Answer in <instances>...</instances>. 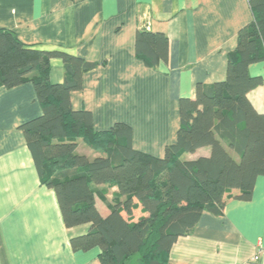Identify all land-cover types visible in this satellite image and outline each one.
Instances as JSON below:
<instances>
[{"label":"crops","instance_id":"1","mask_svg":"<svg viewBox=\"0 0 264 264\" xmlns=\"http://www.w3.org/2000/svg\"><path fill=\"white\" fill-rule=\"evenodd\" d=\"M249 1L0 0V28L33 48L62 50L96 63L83 74L81 90L70 94L71 108L89 111L95 131L116 122L129 125L133 148L162 158L176 140L179 100L194 98L197 84L226 78L237 33L253 21ZM141 28L166 36L165 62L148 67L136 58L134 41ZM49 65L50 82L61 83V59L52 58ZM248 72L261 78L248 98L264 114V59L250 64ZM41 114L32 83L0 86V264H100L98 248L73 251L70 245L90 224L66 228L54 191L39 180L19 127ZM74 142L78 154L104 156L81 138ZM210 152L206 146L181 159ZM97 189L103 195L95 196V206L105 217L118 189ZM223 202L218 213L203 210L191 232L176 239L170 263L264 264L263 255L253 260L257 247L264 246V176L255 179L247 198L231 189ZM134 264H140L138 257Z\"/></svg>","mask_w":264,"mask_h":264},{"label":"trees","instance_id":"2","mask_svg":"<svg viewBox=\"0 0 264 264\" xmlns=\"http://www.w3.org/2000/svg\"><path fill=\"white\" fill-rule=\"evenodd\" d=\"M249 5L253 21L237 33L226 78L197 84L194 98L179 100L176 140L162 158L134 149L129 125L116 122L95 131L89 111L71 108L70 94L81 90L83 74L96 63L62 50L33 48L0 28V86L32 83L42 110L19 127L39 180L54 191L66 228L90 224L85 234L70 239L73 251L98 248L100 264H125L133 255L140 264H172L171 246L191 232L203 210L218 213L231 189L247 198L255 179L264 176V114L248 98L261 83L248 66L264 59V0ZM134 47L148 67L167 60L162 33L141 28ZM52 58L63 63L61 83L49 80ZM76 138L104 156L78 154ZM206 146L208 157L181 159ZM99 185L118 189L105 217L95 206V196L103 195Z\"/></svg>","mask_w":264,"mask_h":264},{"label":"built area","instance_id":"3","mask_svg":"<svg viewBox=\"0 0 264 264\" xmlns=\"http://www.w3.org/2000/svg\"><path fill=\"white\" fill-rule=\"evenodd\" d=\"M264 256V246L257 247V253L254 255L253 260H258L260 256Z\"/></svg>","mask_w":264,"mask_h":264},{"label":"rangeland","instance_id":"4","mask_svg":"<svg viewBox=\"0 0 264 264\" xmlns=\"http://www.w3.org/2000/svg\"><path fill=\"white\" fill-rule=\"evenodd\" d=\"M83 145H84L85 148L87 147L85 144H83ZM182 159H184V157H182ZM135 259H137V256L136 255L133 257V259L131 261H128L127 264H134Z\"/></svg>","mask_w":264,"mask_h":264}]
</instances>
